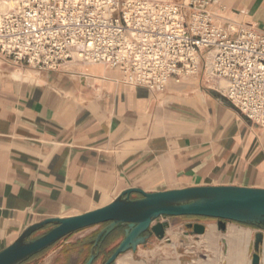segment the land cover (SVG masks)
Listing matches in <instances>:
<instances>
[{"label": "crops", "instance_id": "obj_1", "mask_svg": "<svg viewBox=\"0 0 264 264\" xmlns=\"http://www.w3.org/2000/svg\"><path fill=\"white\" fill-rule=\"evenodd\" d=\"M210 1L225 26L264 32V0ZM70 64L50 73L0 62V251L32 224L104 207L127 189H264V130L218 92L189 80L152 94L116 71ZM179 218L161 217L163 239L152 236L113 264H251L259 231L264 264L260 228L226 222L221 230L215 219ZM189 223L204 234H193ZM99 227L74 232L22 264H85ZM123 229L106 238L105 253ZM163 240L169 244L147 246Z\"/></svg>", "mask_w": 264, "mask_h": 264}, {"label": "built area", "instance_id": "obj_2", "mask_svg": "<svg viewBox=\"0 0 264 264\" xmlns=\"http://www.w3.org/2000/svg\"><path fill=\"white\" fill-rule=\"evenodd\" d=\"M210 0H0V59L55 73L101 65L161 94L198 80L264 130V32Z\"/></svg>", "mask_w": 264, "mask_h": 264}, {"label": "water", "instance_id": "obj_3", "mask_svg": "<svg viewBox=\"0 0 264 264\" xmlns=\"http://www.w3.org/2000/svg\"><path fill=\"white\" fill-rule=\"evenodd\" d=\"M141 197L132 199L131 194ZM161 217H202L218 220L221 230L226 222L264 228V189L238 186H200L146 193L127 189L108 205L80 215L48 218L27 227L10 245L0 251V264H22L48 249L66 236L79 230L102 226L93 241V249L85 264H93L99 257L106 238L123 227V238L103 264H113L117 257L155 236L163 239L165 225ZM52 227L41 235L35 233ZM195 235L205 228L197 223L187 224ZM263 233L255 234L251 264L260 263L259 249Z\"/></svg>", "mask_w": 264, "mask_h": 264}, {"label": "rangeland", "instance_id": "obj_4", "mask_svg": "<svg viewBox=\"0 0 264 264\" xmlns=\"http://www.w3.org/2000/svg\"><path fill=\"white\" fill-rule=\"evenodd\" d=\"M0 62H4V63H6V64H9V65H11V66H14V67H16V68H19L20 70H23V71H34L33 69H29V68H26V67H22V66H20V65H13V64H11V63H9V62H5V61H3V60H0ZM71 65V70L73 69L72 68V66H75V65H78V67H80L81 65H84V64H82V63H79V62H74V63H72V64H70ZM90 66V65H89ZM91 66H95V65H91ZM98 66H100L102 69L103 68H105V67H103V66H101V65H98ZM10 75V74H9ZM0 76L2 77V76H6L5 75V73H1L0 72ZM195 83L198 81V80H196V79H194L193 80ZM196 218H194V217H182V218H179V219H177V222H182V221H186V220H195ZM47 226H49V225H47ZM245 227V226H244ZM100 228V230H101V228H102V226H100L99 227ZM248 228H250V227H248ZM50 228L48 227L47 229H46V231H48ZM251 229H255V228H251ZM99 230V231H100ZM262 231H264L263 229H261ZM45 230L43 231V233L44 232H46ZM260 232V231H259ZM43 233H41V232H37V233H35L34 234V236L33 237H35V236H38V235H41V234H43ZM120 236H122V231L120 232ZM118 243V242H117ZM116 243V244H117ZM182 243V245H185V243L184 242H181ZM119 244V243H118ZM167 244H169V242H167V241H165V240H163L162 242H149L148 244H147V246L148 247H152V246H154V247H158V246H166ZM106 247L105 246H103V248H102V250H101V254L103 253L104 254V256H101V254H100V257L94 262V264H103L105 261H106V259L111 255V252L113 251H111V252H108V253H105L104 252V249H105ZM251 250H253V243H252V245H251ZM133 260H136V257H133ZM40 260H38L37 261V263L36 264H38V262H39Z\"/></svg>", "mask_w": 264, "mask_h": 264}, {"label": "trees", "instance_id": "obj_5", "mask_svg": "<svg viewBox=\"0 0 264 264\" xmlns=\"http://www.w3.org/2000/svg\"><path fill=\"white\" fill-rule=\"evenodd\" d=\"M237 224V223H236ZM239 225H242V224H239ZM242 226H245V227H250V228H256L255 226H248V225H242ZM264 230V228H262ZM112 253V252H111Z\"/></svg>", "mask_w": 264, "mask_h": 264}, {"label": "bare ground", "instance_id": "obj_6", "mask_svg": "<svg viewBox=\"0 0 264 264\" xmlns=\"http://www.w3.org/2000/svg\"><path fill=\"white\" fill-rule=\"evenodd\" d=\"M13 78H18L19 76L17 74H12L11 75Z\"/></svg>", "mask_w": 264, "mask_h": 264}]
</instances>
